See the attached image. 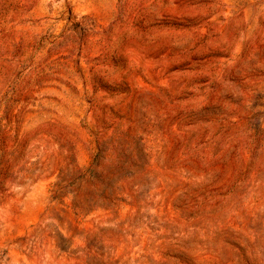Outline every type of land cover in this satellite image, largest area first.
Segmentation results:
<instances>
[{"label":"rangeland","instance_id":"rangeland-1","mask_svg":"<svg viewBox=\"0 0 264 264\" xmlns=\"http://www.w3.org/2000/svg\"><path fill=\"white\" fill-rule=\"evenodd\" d=\"M0 264H264V0H0Z\"/></svg>","mask_w":264,"mask_h":264}]
</instances>
